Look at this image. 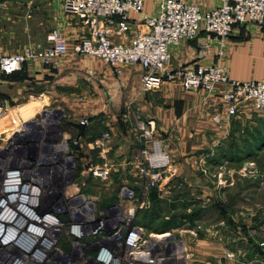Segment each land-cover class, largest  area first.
Returning a JSON list of instances; mask_svg holds the SVG:
<instances>
[{
    "label": "built area",
    "instance_id": "2783aa9c",
    "mask_svg": "<svg viewBox=\"0 0 264 264\" xmlns=\"http://www.w3.org/2000/svg\"><path fill=\"white\" fill-rule=\"evenodd\" d=\"M155 1V15L132 19V15L142 16L144 0H60L63 12L77 17L87 34L69 47L64 34L53 29L45 37V46L30 45L20 53L1 57L0 73L10 74L23 64L32 63L56 68L59 60L70 54L96 58L116 75L124 67L136 64L142 68L143 92L154 91L168 82L185 91L213 93L221 88L219 94L228 118L236 117L243 105L250 104L264 120V80H230L220 64L169 67V47L195 39L200 30L218 42L220 57L234 26L263 27L264 0H222L219 7L205 13L196 5L177 0ZM6 112L0 100V118ZM213 121L220 125L222 119L217 115ZM144 127L139 123L140 129ZM144 135V139L150 136L146 131ZM60 140L59 148L55 145L49 157L38 156L32 167L20 163L1 172L15 175L18 185L33 193L28 199L33 202L34 218L23 216L12 224L0 222V254L5 264H188L192 256L173 233H148L135 223L138 209L158 186L168 164L158 142H152L153 152H144L138 164V193L122 183L117 191L94 199L77 189L79 185L71 178L75 156L68 152L70 139L64 134ZM108 140V134H104L95 145L104 151ZM73 145H78V141H73ZM129 165L133 167L132 162ZM110 172L104 163L90 173L104 184ZM81 174L88 175L89 171ZM2 215L0 208V218ZM196 228L197 225L181 229L196 238ZM63 241L68 249L62 247ZM258 249L261 257L251 264H264V240L258 243ZM224 256L229 260L236 258L232 252Z\"/></svg>",
    "mask_w": 264,
    "mask_h": 264
},
{
    "label": "crops",
    "instance_id": "0c3cea01",
    "mask_svg": "<svg viewBox=\"0 0 264 264\" xmlns=\"http://www.w3.org/2000/svg\"><path fill=\"white\" fill-rule=\"evenodd\" d=\"M177 1L196 5L203 13L216 9L222 2V0ZM156 11L155 0H144L142 16L132 15L131 18L153 16ZM42 18H45L43 19L46 23L45 31ZM37 27H41L42 34L30 35L33 29L35 33ZM53 29L64 34L69 47L87 34L81 22L74 23L65 15L58 0H0V58L20 53L26 46H45L46 34ZM31 37L41 42L33 41ZM219 51L218 42L200 30L195 39L169 47V67L173 69L220 64L230 80L241 82L264 80V26L250 24L234 26L220 57ZM78 59L70 54L59 60L56 68L32 63L11 76L0 73V100L4 102L6 111H19L20 107L26 105L28 98H40L42 102H39V105L43 107L47 105L49 99L54 100L59 96L76 118L87 117L89 121L88 126L80 133V138L84 139L86 144V151L82 154L84 160H90L92 155L97 154L96 163L98 165L106 163L111 173L113 171L120 176L130 177L135 174L127 163L136 157L137 144L129 135H125L126 131L117 120L124 112L125 100L131 103L134 112L154 122L161 135L171 140V144L181 146L195 145L197 139L212 142V131L216 134L213 117L217 115L222 119L219 127L228 128L234 119L252 124L251 118L255 112L250 104L243 105L236 117L226 116L225 106L219 94L221 88H217L213 93L183 91L178 84L166 83L158 95L154 96L157 100L155 101L152 92L141 90L142 68L139 65L124 67L121 74L116 75L96 58ZM76 69H84L90 74L76 82L77 79L72 74ZM76 97L81 98L79 107L74 101ZM106 130L110 132L111 139L103 151L95 142ZM169 171L173 176L175 170ZM166 189L169 190L170 185ZM196 225L198 226L195 230L196 238L183 229L171 231L179 233L191 254L188 264H251L260 259L258 243L264 240V222L259 226V233L255 238L248 233L235 238L228 235L212 236L211 227L205 229V234H202L201 224L197 222ZM226 252L236 254V258L233 260L225 258Z\"/></svg>",
    "mask_w": 264,
    "mask_h": 264
},
{
    "label": "rangeland",
    "instance_id": "374dc122",
    "mask_svg": "<svg viewBox=\"0 0 264 264\" xmlns=\"http://www.w3.org/2000/svg\"><path fill=\"white\" fill-rule=\"evenodd\" d=\"M65 15L74 23L80 22L75 16ZM43 19L45 20V18L41 19L44 22L42 23L45 31L46 23ZM37 28L35 33L33 29L30 35L38 33L40 36L43 31L41 32V27ZM33 41L41 42L36 38H33ZM73 57L79 58L78 60L92 58L76 55ZM72 74L77 79L76 82H79V79L83 80L84 76L90 72L76 69L72 71ZM163 85L151 91L153 97L158 95ZM71 93L73 92L71 91ZM154 98L157 101L156 97ZM74 101L79 107L81 98L76 97ZM39 102L42 101L38 97L28 98L25 102L26 105L20 107L21 111H7L5 117L0 118V128L3 127L2 133H0V183L4 178L1 172L6 168L20 163H23L27 168L32 167L38 156L49 157L48 155L53 152L55 145L59 148V141H61L62 135L66 134L70 139L68 152L75 156L71 178L76 185H79L77 189L80 192L94 198V196L115 192L122 183H127L134 187L138 193L139 179L136 174L133 177L120 176L112 171L104 184L100 179L91 175V169L100 166L96 163L98 161L97 154L92 155L90 160H84L82 154L86 151V144L73 126V123L79 124L80 120H86L87 123L82 126H88L87 117L76 118L59 96L54 100L49 99L47 105L43 107L39 105ZM124 105V112L117 120L122 129L126 131L125 135H129L137 144L136 157L127 163L128 165L133 163V167L129 166L134 170V173L138 170V164L141 163L142 154L153 152L152 142H158L168 157V164L163 170L165 172L162 174L158 186L151 192L157 193L164 201L179 202L175 203L177 206L174 214L199 212L198 223L201 224L202 234H205V229L211 227L212 236L228 235L235 238L247 233L254 238L258 236V228L264 222V147L258 153L253 151L254 155L247 152L248 142L252 140V136H256L255 128H260L258 126L260 119L257 114L254 113L251 118L252 124L245 123L240 119H234L228 128L219 127L221 124H216V134L212 131V142H203V140L197 139L195 145L181 146L176 143L171 144V140L161 135L154 122L146 120L138 112H134L129 101L125 100ZM74 107L77 106L74 105ZM139 123L144 124V130L139 128ZM107 130L100 134L101 138L104 134H108L109 140L104 145H107L111 139V134ZM144 131L150 135L146 136L147 140L144 139ZM73 141H78V145H73ZM27 168L26 170H28ZM173 169L175 173L172 176L169 170ZM85 170L89 171L88 175L81 174ZM114 177L116 178L114 179ZM82 180L83 184L81 185ZM169 185L170 189L167 190ZM109 201H113V199ZM180 202H187V206L182 207ZM147 205L148 197L143 207ZM172 233L176 240H181L179 233L176 231ZM0 264H5L1 254Z\"/></svg>",
    "mask_w": 264,
    "mask_h": 264
},
{
    "label": "trees",
    "instance_id": "16d2710c",
    "mask_svg": "<svg viewBox=\"0 0 264 264\" xmlns=\"http://www.w3.org/2000/svg\"><path fill=\"white\" fill-rule=\"evenodd\" d=\"M27 64H23L21 69L18 71H22L26 68ZM17 71H14L10 74H3L5 76H11ZM260 121L258 128H255L256 136L251 137V141L248 142V154L254 155L253 151L256 153L260 152L262 147H264V120L259 118ZM75 129L78 130L79 133L83 130L85 126L74 124ZM248 141V140H247ZM252 146V147H250ZM178 201V200H177ZM179 203L176 201H167L162 200L158 196L157 193L151 192L148 195V205L138 209L135 223L141 227H143L146 232L154 233V234H163L168 233L176 229H181L184 227H194L198 220H199V212H190V213H183V214H174V210L176 209V204ZM183 206H187V202H180ZM179 205V204H178ZM64 249H68V246L65 241L62 244Z\"/></svg>",
    "mask_w": 264,
    "mask_h": 264
},
{
    "label": "bare ground",
    "instance_id": "6f19581e",
    "mask_svg": "<svg viewBox=\"0 0 264 264\" xmlns=\"http://www.w3.org/2000/svg\"><path fill=\"white\" fill-rule=\"evenodd\" d=\"M15 175L8 173L4 174V178L0 183V193L2 200L0 201V208L3 215L0 222L3 223H18L20 218H34L31 209H33V202L29 201L28 196L30 189L18 185V180ZM33 197V196H32Z\"/></svg>",
    "mask_w": 264,
    "mask_h": 264
}]
</instances>
